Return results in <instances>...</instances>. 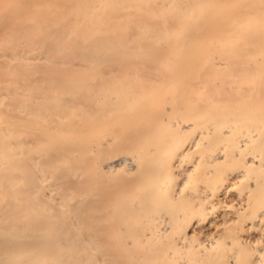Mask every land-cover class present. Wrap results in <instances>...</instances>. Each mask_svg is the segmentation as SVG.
Instances as JSON below:
<instances>
[{
  "label": "bare ground",
  "instance_id": "1",
  "mask_svg": "<svg viewBox=\"0 0 264 264\" xmlns=\"http://www.w3.org/2000/svg\"><path fill=\"white\" fill-rule=\"evenodd\" d=\"M0 264H264V0H0Z\"/></svg>",
  "mask_w": 264,
  "mask_h": 264
}]
</instances>
